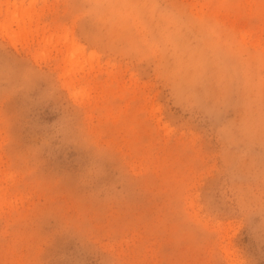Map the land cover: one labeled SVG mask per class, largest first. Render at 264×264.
Instances as JSON below:
<instances>
[{"label":"rangeland","instance_id":"rangeland-1","mask_svg":"<svg viewBox=\"0 0 264 264\" xmlns=\"http://www.w3.org/2000/svg\"><path fill=\"white\" fill-rule=\"evenodd\" d=\"M0 264H264V0H0Z\"/></svg>","mask_w":264,"mask_h":264},{"label":"bare ground","instance_id":"bare-ground-1","mask_svg":"<svg viewBox=\"0 0 264 264\" xmlns=\"http://www.w3.org/2000/svg\"><path fill=\"white\" fill-rule=\"evenodd\" d=\"M73 46H74L73 48H74L75 50L79 49V47H78V46H75V45H73Z\"/></svg>","mask_w":264,"mask_h":264}]
</instances>
